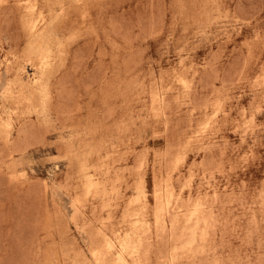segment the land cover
I'll return each instance as SVG.
<instances>
[{
	"label": "rangeland",
	"instance_id": "1",
	"mask_svg": "<svg viewBox=\"0 0 264 264\" xmlns=\"http://www.w3.org/2000/svg\"><path fill=\"white\" fill-rule=\"evenodd\" d=\"M26 1L0 0V264L125 237L130 264H264V0H38L34 29Z\"/></svg>",
	"mask_w": 264,
	"mask_h": 264
},
{
	"label": "bare ground",
	"instance_id": "2",
	"mask_svg": "<svg viewBox=\"0 0 264 264\" xmlns=\"http://www.w3.org/2000/svg\"><path fill=\"white\" fill-rule=\"evenodd\" d=\"M40 7L41 6H40L38 0H29V1L27 0L26 3H25V8L28 10L29 15H30L29 16V19H28V26L30 28H32V29L37 28L39 25H41L42 23H44L46 21L47 15L44 14V12H43V10H45V9L42 10V8H40ZM52 53H53V51H52L51 48L44 47V48H42V49L39 50V52L37 53V57L36 58L38 59V65H39L40 68H45L46 64L52 58ZM183 83H185V81H183ZM92 181L93 180L89 179L87 181V183H86V186H87L88 190H90L91 188L95 187V183H93ZM116 239L106 242L105 243V249L111 250L114 247L117 248V262L116 263L117 264H130V263H128L129 261H127V259H126V254L129 253V251L131 249L135 248L134 244L132 243V240L133 239L132 238H126L125 237V239H123L121 241L118 239L119 240L118 243L115 242ZM95 254L99 255V254H101V251H96Z\"/></svg>",
	"mask_w": 264,
	"mask_h": 264
}]
</instances>
